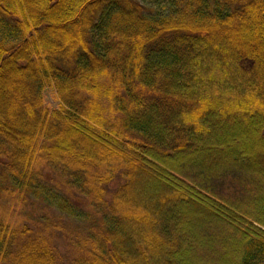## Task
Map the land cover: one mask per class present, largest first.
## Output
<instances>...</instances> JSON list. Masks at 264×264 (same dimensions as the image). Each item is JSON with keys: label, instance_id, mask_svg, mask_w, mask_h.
I'll return each instance as SVG.
<instances>
[{"label": "trees", "instance_id": "16d2710c", "mask_svg": "<svg viewBox=\"0 0 264 264\" xmlns=\"http://www.w3.org/2000/svg\"><path fill=\"white\" fill-rule=\"evenodd\" d=\"M165 5L0 0V264H264V0Z\"/></svg>", "mask_w": 264, "mask_h": 264}, {"label": "rangeland", "instance_id": "374dc122", "mask_svg": "<svg viewBox=\"0 0 264 264\" xmlns=\"http://www.w3.org/2000/svg\"><path fill=\"white\" fill-rule=\"evenodd\" d=\"M142 3L147 5L149 9L153 10L156 13H162L166 9L165 2L166 0H140ZM45 97V103L46 106L50 110H57L60 107V102L58 101L57 95L55 91L48 89L44 93ZM241 141L244 143L243 139ZM247 144V143H245ZM244 145V144H243ZM233 170V171H232ZM228 173H225L228 175L229 173L234 174L236 179L244 180V177L240 173V169L232 166L228 167ZM240 173V174H239ZM222 180V179H221ZM214 181L212 180L209 182V189L211 191V195L217 198H222L224 196V184L225 186L228 185L229 187L236 185L234 183V179H230L229 177L223 178L221 181ZM228 188V187H227ZM208 232H200L199 238L202 242L203 247L205 248V254H202L200 256V262L201 264H235V260L231 257L230 254L225 253L222 249H218L216 245L212 242V236L209 235ZM212 251L215 252L212 254Z\"/></svg>", "mask_w": 264, "mask_h": 264}]
</instances>
